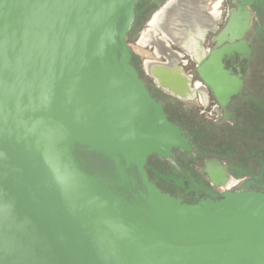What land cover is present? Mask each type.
I'll return each instance as SVG.
<instances>
[{"label": "water", "instance_id": "95a60500", "mask_svg": "<svg viewBox=\"0 0 264 264\" xmlns=\"http://www.w3.org/2000/svg\"><path fill=\"white\" fill-rule=\"evenodd\" d=\"M142 1L159 0H0V264H264V194L189 205L149 182L147 158L186 142L131 81L124 38ZM220 18L168 0L140 41L146 73L194 101L183 58Z\"/></svg>", "mask_w": 264, "mask_h": 264}, {"label": "flooded vegetation", "instance_id": "af4514ba", "mask_svg": "<svg viewBox=\"0 0 264 264\" xmlns=\"http://www.w3.org/2000/svg\"><path fill=\"white\" fill-rule=\"evenodd\" d=\"M167 1L139 2L133 30L124 38L130 66L137 72L131 81L141 92L142 83L150 99L162 105L168 123L186 142L171 155L154 153L147 158L149 182L189 205L215 200L211 194H264V0H206L208 12H220L221 18L217 28L207 32L199 54L183 58L182 67L192 76L191 88L197 93L194 101L173 97L145 71L156 58L140 41ZM217 62L218 72L201 75L206 64ZM183 86L187 88V79ZM139 124L142 133L152 137L149 117Z\"/></svg>", "mask_w": 264, "mask_h": 264}, {"label": "bare ground", "instance_id": "6f19581e", "mask_svg": "<svg viewBox=\"0 0 264 264\" xmlns=\"http://www.w3.org/2000/svg\"><path fill=\"white\" fill-rule=\"evenodd\" d=\"M153 35L152 34H148V35H146L144 38H143V40H141V42L142 43H145V41H150L153 37H152ZM144 41V42H143ZM140 42V43H141ZM148 67L150 68L151 67V64H149L148 65ZM157 79H159L160 80V83L161 84H165V83H167L168 81L166 80V78H165V76L164 77H157Z\"/></svg>", "mask_w": 264, "mask_h": 264}]
</instances>
